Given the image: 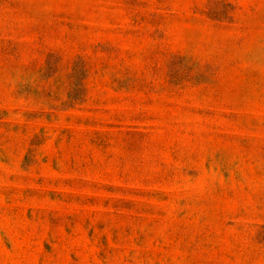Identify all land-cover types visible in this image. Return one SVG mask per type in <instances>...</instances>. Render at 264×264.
Masks as SVG:
<instances>
[{"label":"rangeland","instance_id":"1","mask_svg":"<svg viewBox=\"0 0 264 264\" xmlns=\"http://www.w3.org/2000/svg\"><path fill=\"white\" fill-rule=\"evenodd\" d=\"M0 264H264V0H0Z\"/></svg>","mask_w":264,"mask_h":264}]
</instances>
